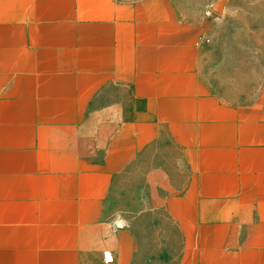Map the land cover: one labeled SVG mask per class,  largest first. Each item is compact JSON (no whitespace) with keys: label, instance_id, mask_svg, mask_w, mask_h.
<instances>
[{"label":"crops","instance_id":"0c3cea01","mask_svg":"<svg viewBox=\"0 0 264 264\" xmlns=\"http://www.w3.org/2000/svg\"><path fill=\"white\" fill-rule=\"evenodd\" d=\"M204 33L0 0V264H264V100L211 85Z\"/></svg>","mask_w":264,"mask_h":264},{"label":"rangeland","instance_id":"374dc122","mask_svg":"<svg viewBox=\"0 0 264 264\" xmlns=\"http://www.w3.org/2000/svg\"><path fill=\"white\" fill-rule=\"evenodd\" d=\"M179 15L204 28L211 85L264 100V0H173Z\"/></svg>","mask_w":264,"mask_h":264},{"label":"built area","instance_id":"2783aa9c","mask_svg":"<svg viewBox=\"0 0 264 264\" xmlns=\"http://www.w3.org/2000/svg\"><path fill=\"white\" fill-rule=\"evenodd\" d=\"M106 256H107V259L108 260H111L112 259V256H111L110 252H106Z\"/></svg>","mask_w":264,"mask_h":264}]
</instances>
